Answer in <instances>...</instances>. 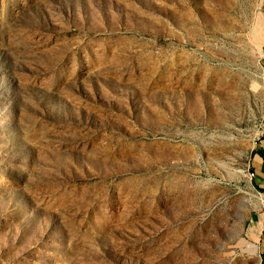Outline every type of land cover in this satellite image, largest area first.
Wrapping results in <instances>:
<instances>
[{
  "label": "rangeland",
  "instance_id": "374dc122",
  "mask_svg": "<svg viewBox=\"0 0 264 264\" xmlns=\"http://www.w3.org/2000/svg\"><path fill=\"white\" fill-rule=\"evenodd\" d=\"M262 0H0V264H264Z\"/></svg>",
  "mask_w": 264,
  "mask_h": 264
},
{
  "label": "crops",
  "instance_id": "0c3cea01",
  "mask_svg": "<svg viewBox=\"0 0 264 264\" xmlns=\"http://www.w3.org/2000/svg\"><path fill=\"white\" fill-rule=\"evenodd\" d=\"M261 13L264 16V0L261 2ZM264 56V37L262 40ZM251 168L253 170V182L264 200V132L259 137L251 156ZM256 228V242L261 256L264 258V203L254 218Z\"/></svg>",
  "mask_w": 264,
  "mask_h": 264
}]
</instances>
